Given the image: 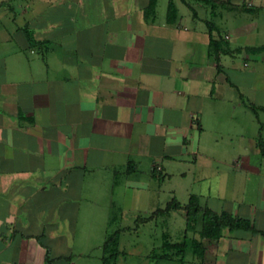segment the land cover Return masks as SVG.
Here are the masks:
<instances>
[{
  "label": "crops",
  "instance_id": "0c3cea01",
  "mask_svg": "<svg viewBox=\"0 0 264 264\" xmlns=\"http://www.w3.org/2000/svg\"><path fill=\"white\" fill-rule=\"evenodd\" d=\"M158 3L0 0V264H116L153 188L242 221L163 260L264 264V0Z\"/></svg>",
  "mask_w": 264,
  "mask_h": 264
},
{
  "label": "rangeland",
  "instance_id": "374dc122",
  "mask_svg": "<svg viewBox=\"0 0 264 264\" xmlns=\"http://www.w3.org/2000/svg\"><path fill=\"white\" fill-rule=\"evenodd\" d=\"M166 2L167 0H159V12L165 10ZM177 4L179 8H182V5L179 2ZM192 5L196 4L192 2ZM239 59L240 57L238 56V62L240 61ZM166 185L171 186L172 180L166 181L165 184H163L161 191H166ZM154 189L155 188L148 191V193H139L136 197L146 199L142 204L138 203L136 205H128L130 204L129 202H131L130 199H128L130 198V194L126 192V204H123L122 208L127 209V211L122 213L120 218L111 224L108 233L112 236L119 228H130V230L121 234L116 252L117 254L112 255L111 252H108L107 256H109V261L115 262L116 264H178V262L167 261L161 258L158 259L157 257L164 252L162 245L165 240L172 244L181 241L185 227L184 217L182 212H174L169 216L153 219L149 217L150 214H144L143 211L150 207H155L154 205H151L150 198L153 196ZM160 203H162L160 204L161 206L164 205V200L162 199ZM131 207L139 212H135L134 210L130 212ZM101 233L103 232H100V236H97L98 238H96L100 240V243L105 239L104 235ZM163 235L166 236L163 237ZM90 254L91 257L89 260L93 261L95 264L98 260L97 256L101 255V248L99 251L98 248H94L88 255ZM190 257V253H186V260H190Z\"/></svg>",
  "mask_w": 264,
  "mask_h": 264
},
{
  "label": "trees",
  "instance_id": "16d2710c",
  "mask_svg": "<svg viewBox=\"0 0 264 264\" xmlns=\"http://www.w3.org/2000/svg\"><path fill=\"white\" fill-rule=\"evenodd\" d=\"M184 1V0H183ZM207 3H212L214 0H203ZM154 5V0H151V6ZM167 21L174 20L175 7L169 3L167 10ZM264 49V46H263ZM180 211L186 222L185 237L182 242L172 244L165 240L163 243V254L157 258L170 259L175 255H183L187 248L191 247L194 255L202 257L204 255L207 244H214L222 236L224 228H238L242 226V221L228 214H216L199 206L198 198L191 196L186 205L182 206L179 202L172 200L163 209L157 210L156 216H165L170 212ZM198 217H202L201 230L199 232V240L190 239L187 237L188 232H193L197 223ZM117 241V235L114 234L107 238L104 244V251L113 249ZM172 250V252H171Z\"/></svg>",
  "mask_w": 264,
  "mask_h": 264
},
{
  "label": "built area",
  "instance_id": "2783aa9c",
  "mask_svg": "<svg viewBox=\"0 0 264 264\" xmlns=\"http://www.w3.org/2000/svg\"><path fill=\"white\" fill-rule=\"evenodd\" d=\"M158 169H159V167H158Z\"/></svg>",
  "mask_w": 264,
  "mask_h": 264
}]
</instances>
